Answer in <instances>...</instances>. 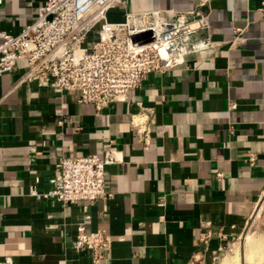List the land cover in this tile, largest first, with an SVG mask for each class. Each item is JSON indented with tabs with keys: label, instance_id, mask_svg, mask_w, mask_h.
<instances>
[{
	"label": "crops",
	"instance_id": "1",
	"mask_svg": "<svg viewBox=\"0 0 264 264\" xmlns=\"http://www.w3.org/2000/svg\"><path fill=\"white\" fill-rule=\"evenodd\" d=\"M47 1L2 0L0 33L18 35ZM125 1L110 22L144 12L174 22L207 1L216 45L101 111L73 92L21 83L23 69L0 76V264H187L198 253L223 264L216 258L264 193L262 0ZM236 28L245 41L231 46ZM148 115L145 148L133 123ZM110 148L121 162L105 169L108 199L64 205L32 194L49 189L62 158ZM97 232L111 245L95 263L88 241Z\"/></svg>",
	"mask_w": 264,
	"mask_h": 264
},
{
	"label": "built area",
	"instance_id": "2",
	"mask_svg": "<svg viewBox=\"0 0 264 264\" xmlns=\"http://www.w3.org/2000/svg\"><path fill=\"white\" fill-rule=\"evenodd\" d=\"M125 6V0H48L18 35L0 33V76L23 69L21 83H34L59 94L73 92L79 104H92L101 111L124 102L148 75L167 72L187 55L216 45L210 37V12L203 10L207 1L179 14L174 22H162L158 12L128 13L118 23L108 20L110 10ZM259 12L264 23V0ZM244 32L245 28H236L228 43L245 41ZM229 107L234 110L237 105L230 103ZM65 121L62 117L57 126L61 128ZM151 121L148 115L133 123L145 148L150 145ZM255 160V155L249 158L250 166ZM120 162V152L113 148L103 157L62 158L49 189L32 194L64 205L106 200L110 194L105 169ZM209 237L202 239L204 247ZM110 245V237L103 232L90 237L88 246L95 263L104 258ZM187 264H205L204 257L195 254Z\"/></svg>",
	"mask_w": 264,
	"mask_h": 264
},
{
	"label": "rangeland",
	"instance_id": "3",
	"mask_svg": "<svg viewBox=\"0 0 264 264\" xmlns=\"http://www.w3.org/2000/svg\"><path fill=\"white\" fill-rule=\"evenodd\" d=\"M264 242V193L257 201L254 213L242 225L238 235L224 249L218 262L226 260L237 264H254L259 263L254 260L253 263L248 261V252L251 246ZM236 260L233 261V259ZM264 264V263H260Z\"/></svg>",
	"mask_w": 264,
	"mask_h": 264
},
{
	"label": "bare ground",
	"instance_id": "4",
	"mask_svg": "<svg viewBox=\"0 0 264 264\" xmlns=\"http://www.w3.org/2000/svg\"><path fill=\"white\" fill-rule=\"evenodd\" d=\"M247 255H248V261H250L251 263H253L254 260L259 262L257 264L264 263V242L259 243V244L257 243L256 245L253 244V246H251V248L249 249V252ZM234 260H236V257L235 259H233V261ZM223 264H237V262L235 263L234 261V263H232L229 261H224Z\"/></svg>",
	"mask_w": 264,
	"mask_h": 264
}]
</instances>
